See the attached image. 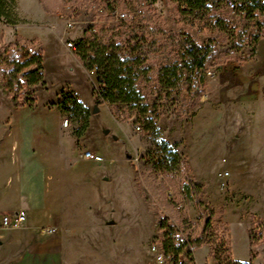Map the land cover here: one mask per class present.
Listing matches in <instances>:
<instances>
[{
  "label": "rangeland",
  "instance_id": "1",
  "mask_svg": "<svg viewBox=\"0 0 264 264\" xmlns=\"http://www.w3.org/2000/svg\"><path fill=\"white\" fill-rule=\"evenodd\" d=\"M67 1V11L56 13L44 11L39 0H7L3 7L0 49L14 41L17 34L24 38L38 36L30 40L35 47L42 48V74L48 89L37 92L35 85L26 84L22 78L21 100L27 101L38 95L36 107L39 109L33 112L34 104L14 107L1 84L3 72L8 68L3 67L0 71V131L8 127L14 131V120L19 117L54 112L41 109L42 105L48 93L63 86L70 76L68 68L57 67L56 59L65 57L61 53H65L67 41L76 43L67 36L62 42L58 35L68 30L69 19H73L75 24L67 34L82 31L96 21L107 28L111 17L98 14L96 7L109 2L115 11L128 15L123 22H115V27L106 34L110 42L121 47H134L135 41L131 44L130 34L123 31L127 23L138 26L139 45L143 47L141 56L146 57L134 67L135 87L145 111L140 113L135 109L130 113L125 109L118 116L107 104L92 111L93 135L106 131L119 138L115 141L117 146L110 151H99L107 155L108 160L92 164L93 170L99 174L95 191L104 197L114 194V200L105 199L99 209V216L105 223L103 229L110 232L84 233L82 236L88 238L84 248L97 249L101 255L115 259L128 254L136 259L152 258L150 245L161 231L158 218L149 207L145 209V215H138L140 208L134 196L139 192L138 181L158 205V217L173 220L185 235L192 238L203 236L205 219L200 216L203 207L199 209L196 206L185 181L178 180L187 173L204 187L201 199L209 205V210H213L209 225L226 231L220 224V214L225 210L223 221L229 226L235 250L239 254L245 253L240 215L254 208L251 194H258L259 183L264 180V45L261 47L264 26L242 25L222 9H209L188 17L178 9L177 3L169 0ZM72 4L80 5L74 17L69 15ZM217 18L236 24L224 30L215 22ZM252 30L261 35L257 42L249 37ZM192 44L209 48L201 68L193 63L194 57L188 51ZM55 50H59L58 54L62 56L54 57ZM164 69L168 72L174 69L175 77L169 74L162 80ZM170 80H175L172 88L169 87ZM68 116L63 114V117ZM35 118L31 124L40 127L44 122L39 117ZM145 119H150L151 124ZM69 124L72 129L70 119ZM55 137L53 135L50 139L55 140ZM164 143L177 151L182 163H186L179 176L173 173L175 177L172 178L170 172L161 174L148 163ZM88 148L84 145L80 149L83 152ZM3 161L1 155L0 163ZM135 171L139 174L138 181ZM225 172L228 174L224 175ZM222 182L224 186H221ZM122 194L129 195L130 199L121 200L119 196ZM172 194L175 198L169 199ZM180 201L185 203L183 208L176 205ZM26 205L29 204L22 200L21 207L14 210L26 214L22 226L27 220ZM123 206L128 209H123ZM111 209H114L113 214ZM43 227H53L58 231L54 226ZM77 236V241H80V233ZM223 236L227 243V233ZM205 242L203 248L196 252L199 258H202L204 250L209 251L210 241Z\"/></svg>",
  "mask_w": 264,
  "mask_h": 264
},
{
  "label": "crops",
  "instance_id": "2",
  "mask_svg": "<svg viewBox=\"0 0 264 264\" xmlns=\"http://www.w3.org/2000/svg\"><path fill=\"white\" fill-rule=\"evenodd\" d=\"M67 31L60 32V41L64 42L66 36L77 40L83 34V30H75L73 34H67ZM36 37L38 36L26 38ZM263 45L264 42L261 47ZM64 48L65 53L61 54H65V57L56 59V66L59 69H69L68 82L56 91L48 93V98L41 108L54 112L19 117L14 120V131L11 127L0 131V156L4 158L0 163V176L3 178L0 179V264H155L153 255L152 258L147 256L136 259L128 254L121 259H115L101 255L97 249L84 248L88 241V238L82 236L84 233L105 230L110 232L109 229H103L105 223L99 216V209L100 203L105 199L114 200V194L104 197L95 191L99 174L93 170L92 164L96 162L83 160L80 148L87 145L88 149L95 152H107L117 146L115 141L119 137L109 135L106 131L97 136L93 135L92 111H97L99 106L105 104L96 103L87 70L65 44ZM58 51L53 52L54 57L62 56ZM35 87L38 88L37 92L48 89L44 80ZM62 89L72 91L90 111L88 125L80 136L74 133L80 127L79 122L72 121V129L69 122L67 126L62 125L63 119L67 117H63L64 113L55 105ZM37 100L38 95L36 102ZM36 102L33 112L39 109ZM47 105L49 108H46ZM35 117L44 122L40 127L31 124L32 120H36ZM15 125L19 129H16ZM53 135L56 136L55 140L50 139ZM259 187L258 194H251L254 208L245 210L240 215L245 253L236 252L229 226L223 221L225 210L220 214V224L227 229L229 256L232 260L244 264H264V241L251 245L248 234L252 222L251 215L257 219L264 218V180L259 183ZM140 194L139 191L134 195L140 208L138 215H145L148 205ZM119 198L129 200L130 196L122 194ZM22 200L29 204L25 206V225L19 228L3 226L2 216L14 212ZM91 208L93 211H90ZM125 208L128 209L123 206V209ZM110 211L113 214L114 209ZM43 226H54L58 231L41 233L39 230ZM78 233L81 235L80 241H77ZM199 248L202 249L203 245L195 248L194 257L201 263L207 260L208 250H204L202 258H199L196 255Z\"/></svg>",
  "mask_w": 264,
  "mask_h": 264
},
{
  "label": "trees",
  "instance_id": "3",
  "mask_svg": "<svg viewBox=\"0 0 264 264\" xmlns=\"http://www.w3.org/2000/svg\"><path fill=\"white\" fill-rule=\"evenodd\" d=\"M11 1V0H9ZM43 6L44 11L47 13L66 12L67 0H39ZM170 2L177 3L178 9L185 16L202 14L209 10L204 6L206 0H169ZM7 0H0V17L3 14V7L6 6ZM80 5L72 4L69 15L74 17L75 10ZM118 11V10H116ZM114 5L107 3L105 5L97 4L96 12L100 15L110 16L112 21L108 23L106 28L105 24H99V21L89 24L84 30L82 36L76 40L73 52L74 55L80 60L83 67L89 71L96 68L97 82L102 86L99 94L95 95L96 103L107 104L118 113V116L122 114V111L127 109L132 113L135 109L137 112L143 113L145 111V105L140 102L141 98L139 92L135 87L136 73L134 67L139 65L145 56H141L143 53V47L139 45V38L136 30L138 26L127 23L125 25L126 34H130V43L135 41V46L121 47L110 42L106 37V34L115 27V22H123L124 19H120L116 16ZM217 24L223 26L224 30H228V24L224 23L222 18L215 20ZM260 38V34H256L252 40L257 42ZM130 44V45H131ZM188 51L194 57V64L197 68L203 66L204 61L209 53V48L206 45L196 46L194 44L188 46ZM42 62L43 51L40 47H35L33 40L24 38L17 34L14 41L9 42L0 49V71L3 67L7 66V71L3 72L1 77V84L7 95L10 97V101L14 107H21L24 105L32 106L36 102V96H33L30 100L22 101L20 98L21 90L24 87L22 78L25 79V83L28 85H36L43 82L42 74ZM175 77L176 72H168L162 70V80L165 77ZM164 75V76H163ZM169 81V80H168ZM174 81L170 80L169 87H174ZM58 101L55 103L62 113L68 116V119L74 122H79L80 127L75 130V134L80 136L85 129L90 114L89 109L80 102L72 91L68 89H62L58 93ZM151 124V120H144ZM156 155L150 158L148 162L155 171L164 174L170 172V176L175 177L181 174L182 170L186 167V163H182L180 155L177 151L171 150L166 144H162L161 147L155 151ZM139 174L135 171V179L138 181ZM183 179L185 181L187 189L196 204V206L203 210L200 211V216L205 219V232L204 235L192 238L185 235V241L180 243L177 248L174 245V238L169 234L174 232L175 226L170 224L168 217H158L159 208L153 197L148 193L144 185L139 184V191L144 197L148 207L152 211L155 217L159 221V230H163L161 245L165 251L171 250H183L185 253H191V248L200 247L205 241L207 243L213 238V233L208 231L209 222L211 216H213V210H209V205L204 204L201 199V193L203 185L192 179L189 174H185L178 180ZM175 197H169L174 199ZM181 208L185 206L184 202H178ZM212 209V208H211ZM208 213H207V212ZM207 213V214H206ZM252 222L251 227L248 229L249 240L251 245L264 241V220L257 219L251 215ZM229 253L228 247L223 248V244L217 246L214 250L215 264H244L241 262H231L226 260L225 254ZM229 255V254H228Z\"/></svg>",
  "mask_w": 264,
  "mask_h": 264
},
{
  "label": "built area",
  "instance_id": "4",
  "mask_svg": "<svg viewBox=\"0 0 264 264\" xmlns=\"http://www.w3.org/2000/svg\"><path fill=\"white\" fill-rule=\"evenodd\" d=\"M149 1V0H147ZM165 1V0H164ZM204 6L208 9H222L223 11L230 14L234 20H237L241 22L242 25L246 26H264V0H206L204 3ZM116 16L120 19H127L128 15L126 12L122 11H116ZM224 20V19H223ZM225 24H228L229 27H232L234 22H227L224 20ZM74 20L69 19L67 22V29H73L74 28ZM252 28V27H251ZM256 34H258L257 30H252L249 32V37L253 38ZM261 36V35H260ZM74 43L73 41H67L66 47L69 49H74ZM88 76L91 79V87L94 96L99 94V91L101 90L102 86L97 82L96 76L97 71L96 68H93L89 71H87ZM68 118H64L62 121L63 126L68 125ZM137 129L139 127L137 126ZM81 157L83 159L92 160L96 163H102L106 160H108L107 155H103L99 152H95L93 150L88 149V151H83L81 153ZM228 173L225 172L224 175H227ZM225 183L222 182L221 186H224ZM178 208H181V205H177ZM26 219V214L23 211H16L9 214H4L2 216V225L6 227H14L19 228L21 227ZM170 224L175 226L174 232L169 234L174 238V245L175 248L179 246L180 243H183L185 241V234L182 232L181 228L178 224H176L173 220L169 219ZM158 227H159V221H158ZM208 231H211L213 234V238L210 240L209 245V251L207 254V260L204 262H198L196 261L194 257V251L195 248H191V253L187 254L183 250H171V251H165V249L161 245V238L163 234V230H160V234H158L157 237L154 238V241L150 245V251L153 255V259L155 264H215V257H214V250L217 246H220L223 244V248H226V242L223 236L226 234V231L221 228L222 230H216L215 227L209 226ZM56 231L53 227H41L40 232L41 233H54ZM229 253L225 254L226 260H230L231 262H234L228 255ZM209 260V261H208Z\"/></svg>",
  "mask_w": 264,
  "mask_h": 264
},
{
  "label": "bare ground",
  "instance_id": "5",
  "mask_svg": "<svg viewBox=\"0 0 264 264\" xmlns=\"http://www.w3.org/2000/svg\"><path fill=\"white\" fill-rule=\"evenodd\" d=\"M86 152V151H85Z\"/></svg>",
  "mask_w": 264,
  "mask_h": 264
}]
</instances>
